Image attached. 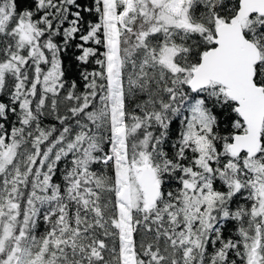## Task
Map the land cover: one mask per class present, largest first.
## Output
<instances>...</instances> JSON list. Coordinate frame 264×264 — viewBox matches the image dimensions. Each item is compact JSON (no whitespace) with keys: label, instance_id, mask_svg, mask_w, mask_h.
<instances>
[{"label":"snow or ice","instance_id":"obj_1","mask_svg":"<svg viewBox=\"0 0 264 264\" xmlns=\"http://www.w3.org/2000/svg\"><path fill=\"white\" fill-rule=\"evenodd\" d=\"M0 264H264V0H0Z\"/></svg>","mask_w":264,"mask_h":264}]
</instances>
